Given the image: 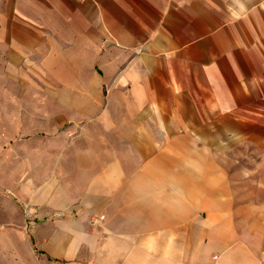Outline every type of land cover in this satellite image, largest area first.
Returning a JSON list of instances; mask_svg holds the SVG:
<instances>
[{"label": "crops", "instance_id": "obj_1", "mask_svg": "<svg viewBox=\"0 0 264 264\" xmlns=\"http://www.w3.org/2000/svg\"><path fill=\"white\" fill-rule=\"evenodd\" d=\"M5 3L0 168L28 253L264 264V181L220 159L238 133L264 155V0Z\"/></svg>", "mask_w": 264, "mask_h": 264}, {"label": "rangeland", "instance_id": "obj_2", "mask_svg": "<svg viewBox=\"0 0 264 264\" xmlns=\"http://www.w3.org/2000/svg\"><path fill=\"white\" fill-rule=\"evenodd\" d=\"M5 2L6 0H0V18L6 8ZM218 142L221 143V141ZM256 151H262V149L258 150L250 142L242 140L239 133L234 136L232 147L228 150L230 154L220 157L221 163L230 173L234 183H263L264 155H257ZM5 174L0 168V264H48L44 256L35 253L37 256L35 257L32 252L28 253L18 239V230L28 233L34 219L30 215L27 204L23 206L22 216L21 213L20 215L17 213L16 205H10L7 199L16 197L2 184L7 183ZM26 209L29 211L28 215H26ZM23 237L27 241V236Z\"/></svg>", "mask_w": 264, "mask_h": 264}, {"label": "built area", "instance_id": "obj_3", "mask_svg": "<svg viewBox=\"0 0 264 264\" xmlns=\"http://www.w3.org/2000/svg\"><path fill=\"white\" fill-rule=\"evenodd\" d=\"M29 214V211L26 209V215ZM103 218V214H93L89 218V222L92 226H95L101 219Z\"/></svg>", "mask_w": 264, "mask_h": 264}]
</instances>
